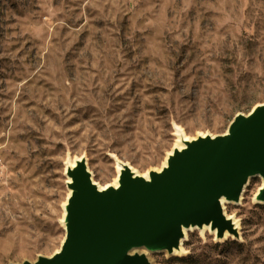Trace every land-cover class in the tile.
Returning a JSON list of instances; mask_svg holds the SVG:
<instances>
[{
    "label": "rangeland",
    "instance_id": "1",
    "mask_svg": "<svg viewBox=\"0 0 264 264\" xmlns=\"http://www.w3.org/2000/svg\"><path fill=\"white\" fill-rule=\"evenodd\" d=\"M261 104L264 0H0V264L59 250L68 161L105 187L116 160L157 171L178 129L222 135ZM261 181L223 204L237 236L193 228L183 255L138 253L264 264Z\"/></svg>",
    "mask_w": 264,
    "mask_h": 264
},
{
    "label": "water",
    "instance_id": "2",
    "mask_svg": "<svg viewBox=\"0 0 264 264\" xmlns=\"http://www.w3.org/2000/svg\"><path fill=\"white\" fill-rule=\"evenodd\" d=\"M174 149L148 179L126 165L116 188L93 182L84 158L66 171L71 183L65 238L54 254L21 264H150L138 251L172 254L183 229L210 225L215 238L237 236L223 203L238 202L248 180L264 182V104L238 114L227 131ZM256 200L264 202V185Z\"/></svg>",
    "mask_w": 264,
    "mask_h": 264
},
{
    "label": "bare ground",
    "instance_id": "3",
    "mask_svg": "<svg viewBox=\"0 0 264 264\" xmlns=\"http://www.w3.org/2000/svg\"><path fill=\"white\" fill-rule=\"evenodd\" d=\"M199 136H205V135L201 134V135H199ZM190 139H191V138H189V137L183 132L182 129H178L177 132H176V140H175V143H174V145H173V149L167 154V156H166L165 159L163 160L162 165H161V168H164V167L166 166V160H167V157H168L169 155L172 154V151H173L174 149L181 150V149L184 148V146H185V145H184V142H185V141H189ZM80 159H81V158L77 157V158H75V159H73V160H71V161H68V162H67L66 171L72 169V168L75 166L76 162H78ZM124 165L128 166V167L130 168V170H131L132 172H134L135 174H138V175H140L141 177H143V178H145V179H148V171H145V172H143V173H139L138 171H136L134 168L130 167L129 165L124 164V163H121V162H119L118 160H116V163H115V176H114V178L112 179V182H111L109 185L105 186V187H100V186H99V189H100V190H104V189H106V188L109 187V186H112V187L116 188V187L118 186V177H119L121 171L123 170V166H124ZM161 168H160V169H161ZM160 169H158L157 171H159ZM67 183H71V179H70L69 177L67 178ZM263 185H264V182L261 181V185H260L259 188H261ZM70 194H71V191H69V193H68V198H69ZM221 203L224 204V203H229V202H227V201H223V200H222ZM233 222H234L235 227H238L237 221L233 220ZM192 230H193L192 227H190V228H188V229H185V228L183 229V235H184L183 240H185V239L187 238L188 232H190V231H192ZM200 230H201L202 232H203V231H208V232H209L211 235H213L214 237L216 236V230H211L210 225H208V226H207V225H204ZM228 236H229V234H228L227 232H225V234H224V238H223V239H220V240H217V239H216V240H217V241H222V240L226 239ZM183 240H182V241H183ZM182 241H181V242H182ZM172 254H173V255H183V254H185V249H184L183 246L181 245V246H179V248L174 249Z\"/></svg>",
    "mask_w": 264,
    "mask_h": 264
},
{
    "label": "trees",
    "instance_id": "4",
    "mask_svg": "<svg viewBox=\"0 0 264 264\" xmlns=\"http://www.w3.org/2000/svg\"><path fill=\"white\" fill-rule=\"evenodd\" d=\"M176 261H184V258H175Z\"/></svg>",
    "mask_w": 264,
    "mask_h": 264
}]
</instances>
